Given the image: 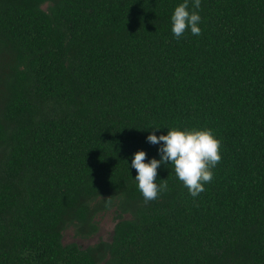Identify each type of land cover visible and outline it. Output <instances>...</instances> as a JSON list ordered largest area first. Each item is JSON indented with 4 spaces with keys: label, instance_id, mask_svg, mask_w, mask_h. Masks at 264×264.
Segmentation results:
<instances>
[{
    "label": "trees",
    "instance_id": "1",
    "mask_svg": "<svg viewBox=\"0 0 264 264\" xmlns=\"http://www.w3.org/2000/svg\"><path fill=\"white\" fill-rule=\"evenodd\" d=\"M182 3L0 0V264H264V0H189L177 40ZM173 128L222 159L195 198L161 164L146 204L132 159Z\"/></svg>",
    "mask_w": 264,
    "mask_h": 264
},
{
    "label": "clouds",
    "instance_id": "2",
    "mask_svg": "<svg viewBox=\"0 0 264 264\" xmlns=\"http://www.w3.org/2000/svg\"><path fill=\"white\" fill-rule=\"evenodd\" d=\"M201 7V0H194L193 9ZM172 32L179 40L187 29L194 36L202 35L199 27L201 16L195 10H189V0L175 8L171 17ZM159 129V128H157ZM150 144H161V159L152 158L145 162L147 153L143 150L135 153L131 167L137 170L135 181L147 204L158 198L159 193L167 191V180L156 182L157 169L161 164L171 162L177 178L183 182L190 195L195 198L205 191L204 185L214 179L213 168L221 161V141L214 137L210 129L191 131L173 128L167 135L157 136L155 131L147 137ZM110 202V197L107 198Z\"/></svg>",
    "mask_w": 264,
    "mask_h": 264
},
{
    "label": "rangeland",
    "instance_id": "3",
    "mask_svg": "<svg viewBox=\"0 0 264 264\" xmlns=\"http://www.w3.org/2000/svg\"><path fill=\"white\" fill-rule=\"evenodd\" d=\"M96 220L98 222L99 229L93 236L85 239L77 238L73 235V229L70 227L64 230L63 232V243L65 244L70 242H76L80 246H87L89 244L97 242L100 239L109 240L112 234L114 223L116 221L114 212L112 210H109L100 213L96 216Z\"/></svg>",
    "mask_w": 264,
    "mask_h": 264
}]
</instances>
